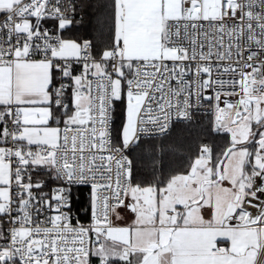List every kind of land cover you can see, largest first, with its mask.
<instances>
[{
  "label": "snow or ice",
  "instance_id": "obj_1",
  "mask_svg": "<svg viewBox=\"0 0 264 264\" xmlns=\"http://www.w3.org/2000/svg\"><path fill=\"white\" fill-rule=\"evenodd\" d=\"M96 7L0 0V264H264V0H104L102 47ZM205 103L223 145L141 176Z\"/></svg>",
  "mask_w": 264,
  "mask_h": 264
},
{
  "label": "trees",
  "instance_id": "obj_2",
  "mask_svg": "<svg viewBox=\"0 0 264 264\" xmlns=\"http://www.w3.org/2000/svg\"><path fill=\"white\" fill-rule=\"evenodd\" d=\"M87 3L97 5L96 8L78 9L76 13L77 24L73 26L71 35L78 40H91L97 47H102L105 38H101L97 31L96 13L103 11L98 6L104 0H85ZM81 0H79V4ZM106 15V12H105ZM123 119L122 113H117L116 125ZM210 118L198 117L196 121L187 124H177L172 131L162 137L142 139L139 147L130 153L135 168L143 177L149 179L153 174L156 177L169 176L182 173L197 147L209 143L223 145L222 135L212 130ZM81 201H87V189L80 191Z\"/></svg>",
  "mask_w": 264,
  "mask_h": 264
},
{
  "label": "built area",
  "instance_id": "obj_3",
  "mask_svg": "<svg viewBox=\"0 0 264 264\" xmlns=\"http://www.w3.org/2000/svg\"><path fill=\"white\" fill-rule=\"evenodd\" d=\"M75 2L79 5V0H75ZM79 9V8H78ZM77 9V11H78ZM77 13V12H76ZM76 13H75V16H76ZM213 75L215 76V70L213 72ZM224 79H227L228 77L225 76L223 77ZM205 117V118H210L211 121L213 120V115L212 113L210 112L207 104H203L201 106H196L194 105L191 109V119H182V118H177L175 116V114H173V117H172V123L170 125V128H169V131L166 133V134H150V135H145L143 136L142 139H150V138H158V137H162V136H165L167 134H169L173 127L177 124H187V123H190V122H193V121H196L198 117ZM141 139V140H142Z\"/></svg>",
  "mask_w": 264,
  "mask_h": 264
},
{
  "label": "crops",
  "instance_id": "obj_4",
  "mask_svg": "<svg viewBox=\"0 0 264 264\" xmlns=\"http://www.w3.org/2000/svg\"><path fill=\"white\" fill-rule=\"evenodd\" d=\"M118 224H120V226H123V223L122 222H117Z\"/></svg>",
  "mask_w": 264,
  "mask_h": 264
},
{
  "label": "rangeland",
  "instance_id": "obj_5",
  "mask_svg": "<svg viewBox=\"0 0 264 264\" xmlns=\"http://www.w3.org/2000/svg\"><path fill=\"white\" fill-rule=\"evenodd\" d=\"M122 116H123V114H122Z\"/></svg>",
  "mask_w": 264,
  "mask_h": 264
}]
</instances>
